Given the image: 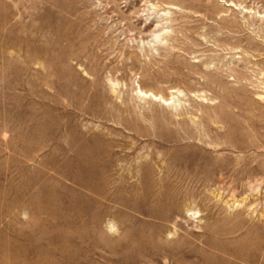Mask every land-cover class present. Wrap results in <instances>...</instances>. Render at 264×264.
I'll return each mask as SVG.
<instances>
[{"label": "rangeland", "instance_id": "1", "mask_svg": "<svg viewBox=\"0 0 264 264\" xmlns=\"http://www.w3.org/2000/svg\"><path fill=\"white\" fill-rule=\"evenodd\" d=\"M0 264H264V0H0Z\"/></svg>", "mask_w": 264, "mask_h": 264}]
</instances>
